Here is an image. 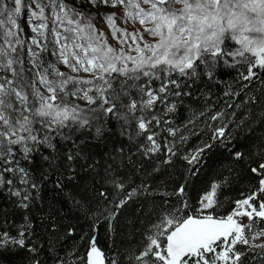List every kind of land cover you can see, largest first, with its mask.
Returning a JSON list of instances; mask_svg holds the SVG:
<instances>
[{
	"label": "trees",
	"instance_id": "16d2710c",
	"mask_svg": "<svg viewBox=\"0 0 264 264\" xmlns=\"http://www.w3.org/2000/svg\"><path fill=\"white\" fill-rule=\"evenodd\" d=\"M255 71L257 76L245 81L241 73L246 74V64L227 67L218 59L211 76L199 67L196 76L179 80V88L170 85L172 93H180L169 94L174 110L168 112L167 103L157 101L149 113V118L160 120L158 126L155 121L150 125L157 130L155 139L161 145L154 154H145L140 147L148 142L145 136H135L136 117L129 116L131 123L125 126L116 116L109 114L105 119L102 112H96L93 117L98 119H92L91 128L61 129L68 139L53 132L55 149L39 145L31 162L16 157L19 167L29 173L28 183H21L20 173H3L13 183L0 187V232L17 237L27 214L31 229L26 246L37 251L0 248V264H82L80 258L86 260L92 237L105 253V264L113 259L117 264H133L157 217L165 209L179 206L182 199L192 209L198 208V201L214 182L220 185L217 200L221 206L208 211L227 215L236 207L234 201L259 188L261 178L251 172L264 162V72ZM114 87L120 91L119 80ZM131 94L137 98L135 90ZM122 99L128 103L127 97ZM116 111L125 114L128 110L117 102ZM97 127L102 128L99 137ZM218 129H223V137L217 136ZM168 144L175 155L164 163L169 160ZM201 149L198 163L189 165L184 157ZM237 152L240 159H236ZM69 154L75 157L72 161L67 159ZM4 167L0 162V170ZM113 181L123 187L117 188ZM182 184L183 198L175 194ZM10 189L30 194L27 210L17 206L19 198ZM122 200L126 203L117 207ZM259 200H264V193L258 195L257 207ZM253 226L264 231V220L256 218ZM69 229L73 230L71 236ZM236 247L244 253L241 264H264V249Z\"/></svg>",
	"mask_w": 264,
	"mask_h": 264
},
{
	"label": "snow or ice",
	"instance_id": "6c2138e0",
	"mask_svg": "<svg viewBox=\"0 0 264 264\" xmlns=\"http://www.w3.org/2000/svg\"><path fill=\"white\" fill-rule=\"evenodd\" d=\"M21 0H15L16 12L20 10ZM77 4L87 3L93 8L104 7L117 8L123 6L126 11L123 19L129 17L139 18L140 25L151 23L152 27H144L143 31L150 35L155 42H143V46L138 41L143 37L139 32H128L116 26L115 13H86L76 7L63 3V0H52L55 19L64 26L65 31L74 33L75 38L60 36L57 33V43L61 39L71 43H65L60 49V62L71 72L83 71L91 76V79H83L68 76L60 72L54 65H49L53 74L61 77L59 81L49 80L46 73H37L39 83L48 93L44 95L31 85V95L35 97L36 103L30 100L29 93L23 87L17 86L14 79L0 77V162L9 165L0 170V187L4 184L12 185L11 179H5L4 172L20 173L21 183L27 184L29 173L23 167H19V161L15 160L16 153L14 145L21 146L22 159L31 162L32 153L39 145H46L55 149L51 143L52 136L45 135L42 139L38 136L41 129H47L48 133L55 132L63 139H68L61 129L75 127L77 131L92 127L91 113L102 112L105 119L109 114L122 119L125 125L131 121L129 116L136 117L139 112H152L157 101L163 102L164 94L180 95L179 92L172 93L170 85L177 88L180 82L172 79L173 73H178L180 77L196 76L199 64H204L208 68V75H212V68L218 59L226 55L233 58L235 64H246L247 72L241 73L245 81H250L257 76V71L264 72V0H143L144 4L151 6V11H145L140 7V0H76ZM182 4L183 8L174 10L171 5ZM135 8L136 11H128ZM62 14V15H61ZM35 15V13H33ZM100 17L111 30L113 38H117V33L122 36H130L132 44L127 49L124 45L127 40L120 39V48H114L107 43L105 32L98 29L93 21ZM78 17V19H73ZM9 21L15 24L12 16ZM0 27L3 24L0 23ZM35 30V29H34ZM7 36L14 35L7 32ZM234 41L239 48L228 51L226 41ZM76 39L85 41L76 43ZM32 43H36L35 40ZM135 45V47H133ZM225 45V47H222ZM71 58L75 64L70 63ZM134 52L135 55L131 53ZM35 55V54H32ZM7 53L0 50V57H6ZM211 57V61L206 59ZM226 62V61H225ZM13 59H7V63H0V69L12 70L13 76L22 75L13 69ZM120 80V91L116 92L114 81ZM142 78H147V83L138 84ZM160 80V87L153 90L150 82ZM95 81L100 83L95 86L96 95L92 87H77L69 92L66 85L74 82L78 85H93ZM132 90L139 94V99L132 96ZM63 93V97L59 95ZM83 99L89 107L81 108L79 105H71L66 102L69 95ZM123 97L128 98V103H123ZM14 98V99H13ZM117 102L127 108V113L120 114L116 111ZM97 105V107H91ZM174 110V106L168 107L167 111ZM155 121L158 126L160 120L152 116L151 119L145 116L136 117V137L145 136L149 142L147 146L141 145L145 154L160 151L161 145L157 143L156 133L152 131L150 125ZM165 123H167L165 121ZM36 124L41 129L35 127ZM170 135H175L169 129ZM102 134V128H96V135ZM217 136L223 137V129L217 130ZM129 139H133L129 135ZM6 141V143H5ZM167 147L170 157L175 155L171 147ZM203 149L184 159L189 165L194 166L199 161V153ZM236 159L241 158L239 152L235 153ZM75 157L72 154L67 156L69 161ZM48 159V157H45ZM16 166L13 167L12 165ZM251 172L259 177V188L248 194L244 199L234 201L236 207L227 215H214L209 209L215 210L220 207L217 200L218 183L211 185V190L205 193L198 201L199 207L192 209L189 202L182 199L179 206L165 209L157 220L153 222L145 234L147 243L143 244L142 250L134 255V264H241V257L244 253L236 246L238 244L253 247L249 243L246 230L250 231L256 218L264 220V200L258 201L259 194L264 193V162L259 167H252ZM72 178L71 176L69 177ZM117 188L123 185L116 183ZM57 183V187H59ZM33 189L37 188L36 183H32ZM185 186L180 185L175 193L183 198ZM12 196L19 198L17 206L27 210L30 206L31 196L19 190H11ZM132 193L129 195L131 198ZM105 195V193H100ZM165 195H171L165 193ZM126 200L120 201L117 207L123 206ZM247 217L249 223H243V218ZM115 214L109 217L111 220ZM240 218V219H237ZM24 225L18 232L17 237H11L8 232H0V248L18 246L27 248L29 253L37 250L27 247L25 238L30 234L31 221L26 214ZM69 236L73 235V230L69 229ZM264 237V231L252 235L251 239L256 240ZM264 249V244L255 245ZM33 258H30V260ZM82 264H105V253L97 246V240L92 237L90 246L86 252V260L80 258ZM34 264H39L35 261ZM62 264V262H61ZM110 264H117L116 260H111Z\"/></svg>",
	"mask_w": 264,
	"mask_h": 264
},
{
	"label": "rangeland",
	"instance_id": "374dc122",
	"mask_svg": "<svg viewBox=\"0 0 264 264\" xmlns=\"http://www.w3.org/2000/svg\"><path fill=\"white\" fill-rule=\"evenodd\" d=\"M63 3L74 6L78 10L84 11L86 13H115L117 17L115 21L116 26L128 32H132V33L139 32L140 36L143 37L142 41H138L141 44V46H143V42H151V43L155 42V40L150 35L146 34L143 31L144 27H152V24L146 23L145 25L142 26L140 25L139 22H131L130 21L132 19L131 17H129L126 20L123 19L124 13L126 11V9L123 6H118L117 8H110L101 5L99 8H93L90 4L87 3L77 4L76 0H63ZM26 5L27 7L31 8V11L26 13L27 15L26 17L29 20H31V23L27 24L28 26H30L29 28L26 27L24 20H22L24 16L22 13V9ZM47 5L52 6V0H21L20 10L19 12H16L15 0H0V23L3 24V27H0V50H3L7 53L6 57H0V63L6 64L7 59H13L14 61H16V63H14L12 67L16 71V73H21L22 70V75L13 76L12 70L0 69V77H4L6 79H14L16 81L17 86L23 87L24 90L29 93L30 100L32 101L33 104H35L36 101H35V97L31 95V91H32L30 87L31 85L35 84L36 88H38L40 92H42L44 95H48L45 88L40 85L39 77L37 73H46L48 79L53 81H59L60 79H62L61 77L53 74L52 69L49 67L50 64L54 65L55 68L58 69L60 72L65 73L64 78H67L68 76L83 78V79L92 78L91 76H89L88 73H85L83 71H80L78 73L71 72L69 68L65 67L64 64L60 62V55H59L60 49L65 43H71V40L65 41L61 39L59 43H57V39H58L57 33H59L60 36H69L72 38H75V34L66 32L64 26H62L61 24H60L61 29L59 30V32H56L49 28V26L55 23L57 20L55 19V17H51L48 15V12L50 11V7L48 8ZM171 7L174 10H179L183 8V5L174 4L171 5ZM33 13H35V15H33ZM9 15L12 16V20L15 21V24L9 21ZM73 19H78V17H73ZM129 22L132 24V26H129ZM93 23L97 26L98 29H102L105 32V38L110 46L119 49L120 44L118 43V40L120 39L127 40V44L124 45L125 49H127L129 44H132V39L130 36L127 37L122 36L121 33L119 32L117 33V38H113L111 34V30L107 27L106 23L99 16L93 21ZM28 30L32 34V38L30 40H28L27 37L25 36ZM9 31L14 33V35L11 37L7 36L6 33ZM33 40L36 41L35 44L32 43ZM84 42L85 41L83 40L76 39V43H84ZM133 47H135V45H133ZM222 47H225V45H222ZM226 47L227 50L230 52L239 48V45H237L234 41H232L229 38L226 41ZM70 53H71V49H69L70 63L75 64V60L71 58ZM131 54L135 55L134 52H132ZM206 59L211 61V57H206ZM220 61L222 65L227 67L239 65L234 63L233 58L230 55L224 56L223 58L220 59ZM199 67H201L205 73H208L207 66H205L204 64H199L197 70L199 69ZM185 77H189V76H185ZM185 77H180L178 73H173L171 78L177 79L179 81L180 79H183ZM117 80L119 81L123 80V77H120ZM99 83H100L99 81H95L93 85H78L74 82H69L66 85V89L69 92H71L77 87L80 88L92 87L93 92H91L90 95H96L95 86L98 85ZM137 83L145 84L147 83V78H142ZM160 83L161 81L156 79H153L150 82L153 90L158 89L160 87ZM59 95L63 97V93H59ZM81 95L82 93H79L77 96L69 95L68 97H66V102L71 105H79L81 108L87 109L89 105H87V103L83 99L78 98V96ZM164 96L165 99L163 100L162 103L165 104L167 103L166 109L168 107L173 106L172 102H170V95L166 93L164 94ZM137 98L139 99V94L137 95ZM91 107H97V105H92ZM149 113L152 112L138 111L136 113V117L145 116L146 118L151 119L152 116L150 115L151 117L149 118ZM94 114L95 113H91L90 118L93 117ZM135 123H136V119H135ZM35 127L37 129H41V126L39 124H36ZM152 131L157 133V130H152ZM52 133H48L47 129H41L37 134L42 139L46 134L52 136ZM167 146L170 147L169 144ZM20 149H21L20 145L13 146V150L16 153L15 160L16 157H19L20 155L23 156V153L21 152ZM243 223L245 224L249 223L247 217L243 218ZM257 232L260 231L257 230V228H255L254 226L251 228L250 231L246 230V234L249 237V243L253 245L254 248H257V246L255 245L264 244V237H259L256 240L251 239L252 235ZM238 245H242V244H238Z\"/></svg>",
	"mask_w": 264,
	"mask_h": 264
},
{
	"label": "bare ground",
	"instance_id": "6f19581e",
	"mask_svg": "<svg viewBox=\"0 0 264 264\" xmlns=\"http://www.w3.org/2000/svg\"><path fill=\"white\" fill-rule=\"evenodd\" d=\"M45 7H46V5H45ZM49 7H50V11L48 12V15L51 16V17H55V12H59L58 8H56L55 9V12H54L53 4H52V6H48V8ZM140 7L142 9H144L145 11H151V6L150 5H147V4H144L143 3V0H140ZM11 8H12V6H11ZM29 11H31V8L27 7V5L24 6V8L22 9V13L24 15L22 20H24V23H25L26 27H28V28L30 26H28L27 24L28 23H31V20H29L26 17L27 16L26 13H28ZM128 11H132L134 13L136 11V9L135 8H132V9H128ZM130 21L131 22H139V18H135V19L132 18ZM129 26H132V24L130 22H129ZM49 28L52 29V30H54V31H56V32H59V30L61 29L60 22L59 21H56L55 23H53L52 25H50ZM25 36L27 37L28 40H30L32 38V34H31V32L29 30H28V32L26 33Z\"/></svg>",
	"mask_w": 264,
	"mask_h": 264
}]
</instances>
